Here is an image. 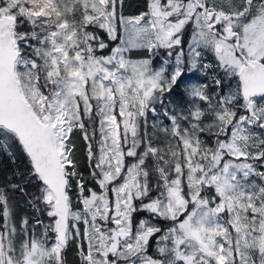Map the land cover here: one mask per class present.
<instances>
[{"label":"snow or ice","instance_id":"snow-or-ice-1","mask_svg":"<svg viewBox=\"0 0 264 264\" xmlns=\"http://www.w3.org/2000/svg\"><path fill=\"white\" fill-rule=\"evenodd\" d=\"M0 157V264H264V0H0Z\"/></svg>","mask_w":264,"mask_h":264},{"label":"trees","instance_id":"trees-1","mask_svg":"<svg viewBox=\"0 0 264 264\" xmlns=\"http://www.w3.org/2000/svg\"><path fill=\"white\" fill-rule=\"evenodd\" d=\"M135 6H139L142 0H131ZM134 10V9H133ZM13 165L7 158L0 157V181L4 180L7 176L12 173Z\"/></svg>","mask_w":264,"mask_h":264}]
</instances>
